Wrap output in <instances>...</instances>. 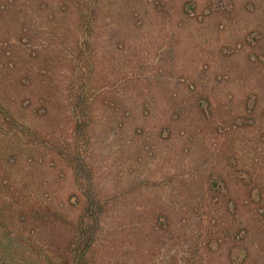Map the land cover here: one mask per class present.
<instances>
[{
  "label": "rangeland",
  "instance_id": "374dc122",
  "mask_svg": "<svg viewBox=\"0 0 264 264\" xmlns=\"http://www.w3.org/2000/svg\"><path fill=\"white\" fill-rule=\"evenodd\" d=\"M75 142L93 264H264V0H0V264H60Z\"/></svg>",
  "mask_w": 264,
  "mask_h": 264
},
{
  "label": "trees",
  "instance_id": "16d2710c",
  "mask_svg": "<svg viewBox=\"0 0 264 264\" xmlns=\"http://www.w3.org/2000/svg\"><path fill=\"white\" fill-rule=\"evenodd\" d=\"M79 113L85 115L83 110ZM85 126L86 123L76 124L75 133L84 134ZM70 148L69 164L73 170L75 183L83 190L82 200H77L80 205L77 221L68 222L50 207H34L29 214L22 211L19 220L24 227L31 223L32 232L46 234L51 238L49 251L60 260V264H93L88 255L101 230L107 202H103L95 191L93 170L79 150L78 143L75 142V146ZM8 161L11 160L8 158ZM60 226L65 228L64 232H59ZM58 238L61 240L57 241Z\"/></svg>",
  "mask_w": 264,
  "mask_h": 264
},
{
  "label": "crops",
  "instance_id": "0c3cea01",
  "mask_svg": "<svg viewBox=\"0 0 264 264\" xmlns=\"http://www.w3.org/2000/svg\"><path fill=\"white\" fill-rule=\"evenodd\" d=\"M253 151L255 152V151H256V149H253Z\"/></svg>",
  "mask_w": 264,
  "mask_h": 264
}]
</instances>
